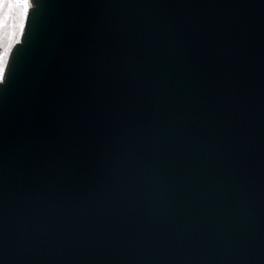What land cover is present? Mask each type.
<instances>
[{"label": "water", "instance_id": "95a60500", "mask_svg": "<svg viewBox=\"0 0 264 264\" xmlns=\"http://www.w3.org/2000/svg\"><path fill=\"white\" fill-rule=\"evenodd\" d=\"M0 264H264V0H30Z\"/></svg>", "mask_w": 264, "mask_h": 264}, {"label": "rangeland", "instance_id": "374dc122", "mask_svg": "<svg viewBox=\"0 0 264 264\" xmlns=\"http://www.w3.org/2000/svg\"><path fill=\"white\" fill-rule=\"evenodd\" d=\"M26 9L20 2L0 0V30L4 25L7 26L4 34L7 44L4 54L0 57V72L5 67L11 48L20 38Z\"/></svg>", "mask_w": 264, "mask_h": 264}, {"label": "flooded vegetation", "instance_id": "af4514ba", "mask_svg": "<svg viewBox=\"0 0 264 264\" xmlns=\"http://www.w3.org/2000/svg\"><path fill=\"white\" fill-rule=\"evenodd\" d=\"M6 28H7V26L4 25V26L2 27V29L0 30V42H1L2 40L5 39V38H4V34H5V31H6Z\"/></svg>", "mask_w": 264, "mask_h": 264}, {"label": "built area", "instance_id": "2783aa9c", "mask_svg": "<svg viewBox=\"0 0 264 264\" xmlns=\"http://www.w3.org/2000/svg\"><path fill=\"white\" fill-rule=\"evenodd\" d=\"M13 2H20L21 4H26L25 2H28L30 5V0H12Z\"/></svg>", "mask_w": 264, "mask_h": 264}, {"label": "bare ground", "instance_id": "6f19581e", "mask_svg": "<svg viewBox=\"0 0 264 264\" xmlns=\"http://www.w3.org/2000/svg\"><path fill=\"white\" fill-rule=\"evenodd\" d=\"M26 3V5H27V8L30 6L29 5V3L28 2H25ZM1 74H0V78H1V76H2V73H3V71L2 72H0Z\"/></svg>", "mask_w": 264, "mask_h": 264}, {"label": "snow or ice", "instance_id": "6c2138e0", "mask_svg": "<svg viewBox=\"0 0 264 264\" xmlns=\"http://www.w3.org/2000/svg\"><path fill=\"white\" fill-rule=\"evenodd\" d=\"M24 7L26 8V7H27V5L25 4V5H24Z\"/></svg>", "mask_w": 264, "mask_h": 264}]
</instances>
